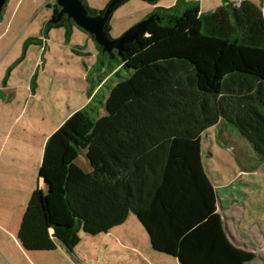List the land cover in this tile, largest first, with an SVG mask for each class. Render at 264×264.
Wrapping results in <instances>:
<instances>
[{
    "label": "trees",
    "instance_id": "trees-1",
    "mask_svg": "<svg viewBox=\"0 0 264 264\" xmlns=\"http://www.w3.org/2000/svg\"><path fill=\"white\" fill-rule=\"evenodd\" d=\"M182 2L158 7L151 14L158 19L146 32L119 54L115 51L128 74L111 87L105 101L93 95L48 137L42 168H66L58 193L67 219L50 223L42 190L36 187L18 234L25 249L55 250L61 242L72 250L81 230L93 236L107 233L132 213L151 247L181 264H245L256 258L226 231L202 157V134L224 119L264 159V16L260 10L254 14L260 41L233 33L220 11L200 14L198 4L188 5L184 19L178 10ZM83 3L91 15L105 12L106 7ZM47 6H53V14L46 28L65 26L70 35L74 20L62 17L53 23L61 8ZM110 19L105 25L109 35ZM33 41L41 44L40 38L28 39L16 64ZM96 46L100 59L110 61ZM81 149L90 171L67 162L69 151Z\"/></svg>",
    "mask_w": 264,
    "mask_h": 264
},
{
    "label": "rangeland",
    "instance_id": "rangeland-1",
    "mask_svg": "<svg viewBox=\"0 0 264 264\" xmlns=\"http://www.w3.org/2000/svg\"><path fill=\"white\" fill-rule=\"evenodd\" d=\"M83 1L92 9L107 7L105 0ZM48 2L53 5L56 0H8L0 17V36L3 34L4 38L0 41V99L8 103L6 106L0 104V157L2 159L8 156L25 155L27 140L31 149L32 141L38 135V129L45 128L46 122L56 121L69 110L82 108L81 104L89 102L86 100L87 95L83 93L92 87V81L88 83L82 80V72H87L82 61L90 66L91 61L97 64V57L93 58L89 54L79 55L72 48L78 45L79 47L76 48L85 53L89 50L99 51L96 42L77 24L73 25L70 35H67L65 26H53L48 30L46 27L52 20L53 14V6H47ZM151 9H155V6L148 0H128L120 5L111 15V37H120L130 27L141 21L144 14ZM39 34L41 37L37 36ZM34 37L48 40V43H45L46 49H42V44L36 41L30 42L24 58L16 64L23 53L26 41ZM108 57L110 58V55ZM103 63L107 67L103 75L109 74L114 68L121 70L105 85L98 88L96 98L101 101L108 96L111 87L128 74L127 69L121 67L119 58H110V61L104 58ZM101 67L102 62L99 63L98 68L101 69ZM34 75L33 83H31ZM5 78L10 85L7 90L3 89ZM98 83L100 78L95 84ZM89 90L91 92L94 88ZM31 91H34V94ZM101 111L106 113L104 107ZM208 145L209 140L205 136L203 138L205 159ZM80 157L73 159V162L86 168V158L82 155ZM215 160L214 158L206 159V163L209 164L215 181L221 183L222 179ZM239 160L245 163L243 156ZM250 164L255 167V171L248 172L242 177L245 192L249 194L246 199L248 212L245 213L241 225L244 228L264 220V167L258 157L251 160ZM5 193V184L0 173V201H4ZM83 235L84 239L79 249L85 255L80 256L81 260H78L80 264H180L176 258L154 251L147 231L134 214L125 225L110 233L95 238ZM51 257L52 259L45 263L36 261V264H71L58 256ZM29 262L34 264L33 260ZM258 263L264 264L260 259L256 261V264ZM0 264L28 263L14 250L12 260L2 256Z\"/></svg>",
    "mask_w": 264,
    "mask_h": 264
},
{
    "label": "crops",
    "instance_id": "crops-1",
    "mask_svg": "<svg viewBox=\"0 0 264 264\" xmlns=\"http://www.w3.org/2000/svg\"><path fill=\"white\" fill-rule=\"evenodd\" d=\"M105 1L106 5L111 2V0ZM182 1L183 2L178 10L180 13L185 14L184 19L188 18V13L185 12L188 5L191 6L198 4L200 7V14L220 11V18L227 21L225 23L227 28L240 36H252V38L254 35L257 36L256 28L254 26V14L258 15L261 11L264 16V0H228V2L225 0ZM177 2L178 0H159L156 4H154L155 9H151L146 12L142 20L151 15L153 11H156L158 7L169 8L174 6ZM101 9L104 8H99L98 10ZM2 35L0 36V41L4 39ZM37 36L41 37V34ZM257 37L260 41H262V35L260 33H258ZM90 38L92 37L90 36ZM40 43L42 44V49L45 50V45H47L45 43H48V40L41 38ZM76 47L79 46L75 45V49L72 48V50L76 51L79 55L89 54L90 56H93V58L95 56L97 57V64H93L91 61L90 66H88L86 62L82 61L84 69L87 71L82 72V80L88 83L92 81V87L94 86L93 91L89 92L90 88L93 89L90 87L83 93V95H87L86 100L90 101L93 95L98 94V88L105 85L113 78L116 69L114 68L109 74L103 75L106 73L107 67H105V63H103L100 59L101 54L99 51L89 50L85 53ZM101 62L102 67L99 69L98 66ZM99 78L100 83L95 84ZM9 86V81L7 80L3 89L7 90ZM31 92L34 94V91ZM106 98H104L103 101H105ZM86 103L81 104L82 108L87 105ZM0 104H3L4 106L8 105V103L1 99ZM78 109H81V107L69 110L67 114L60 116V118L56 121L50 120L46 122L47 124L45 128L38 129V138L35 136L36 139L34 138L32 141V150L30 149L29 140H27V151L25 155L8 156L4 159L0 157V173L6 189L4 201H0V257L6 256L12 260L14 257V250H16L17 253L20 254V257L25 259L28 264H31L29 261L32 260L34 264H36V261L45 263L46 261L52 259L51 256H58L62 259H66L71 264H80L78 262V260H81L80 256L85 255L79 249V246L84 239L83 234L95 238L102 234L110 233L114 229L125 225L127 221H129L132 213L124 223L113 227L107 233H101L93 236L81 230V240L74 248H72V250H69L67 246L61 242H58V246L55 250H27L22 246L19 240L18 234L23 214L27 208L33 190L38 186L42 190L44 204L49 215L50 223L64 222L67 219L66 209L64 204H62V199H60L61 197L58 193L60 190L59 186L63 185L66 177V168L61 171L43 169L42 159L48 137ZM101 114L105 113L101 111ZM205 136L209 140L206 159H216L215 164L222 179L221 183H217L215 181L213 172L210 170L209 164L206 163L203 151V138ZM81 155L86 158L87 162L86 168H82L85 171H90L91 165L86 156L85 149H81L78 152L69 151L67 162H73V159L81 158ZM242 156L245 158L244 164L239 160ZM202 157L207 173L215 183L216 192L219 198L218 211L222 215L228 235L235 244L253 251L256 254V258L254 260L245 264H256L258 259L264 262V220L259 223H253L249 228L245 224L246 228L241 226L243 224L242 219L245 217V213L248 212L246 199L249 197V194L245 192L242 177L248 172L255 171V167L250 164L251 160L258 157L261 165L264 167V159L256 154L251 143L238 132L233 124L224 119H220L216 125L203 132ZM50 231L53 232L52 227H50ZM152 255L155 256L154 254Z\"/></svg>",
    "mask_w": 264,
    "mask_h": 264
},
{
    "label": "water",
    "instance_id": "water-1",
    "mask_svg": "<svg viewBox=\"0 0 264 264\" xmlns=\"http://www.w3.org/2000/svg\"><path fill=\"white\" fill-rule=\"evenodd\" d=\"M7 1L8 0H0V15ZM122 1L123 0H111L104 13L91 15L82 0H56L57 5L61 9L58 13V19L53 20V23L60 21L66 14L68 19L74 20L79 27L93 35L95 41L102 47V52L107 53L110 55V58L113 59L116 57L115 51L119 54L123 50L125 44L134 42L141 34L146 32L147 25L150 22L156 18L158 19L156 15H151L130 27L120 37L112 38L108 31L105 30V25L111 18L113 8ZM148 1L154 2L155 0Z\"/></svg>",
    "mask_w": 264,
    "mask_h": 264
},
{
    "label": "flooded vegetation",
    "instance_id": "flooded-vegetation-1",
    "mask_svg": "<svg viewBox=\"0 0 264 264\" xmlns=\"http://www.w3.org/2000/svg\"><path fill=\"white\" fill-rule=\"evenodd\" d=\"M64 17H65L66 19H68V17H67V15H66V14L63 16V18H64ZM68 20H72V19H68Z\"/></svg>",
    "mask_w": 264,
    "mask_h": 264
}]
</instances>
